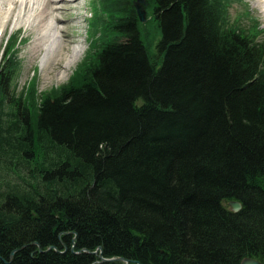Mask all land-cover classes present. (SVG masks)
<instances>
[{
	"label": "trees",
	"instance_id": "1",
	"mask_svg": "<svg viewBox=\"0 0 264 264\" xmlns=\"http://www.w3.org/2000/svg\"><path fill=\"white\" fill-rule=\"evenodd\" d=\"M147 1L152 56L132 0H103L109 39L32 111L5 55L0 264H264V30L235 0Z\"/></svg>",
	"mask_w": 264,
	"mask_h": 264
},
{
	"label": "rangeland",
	"instance_id": "2",
	"mask_svg": "<svg viewBox=\"0 0 264 264\" xmlns=\"http://www.w3.org/2000/svg\"><path fill=\"white\" fill-rule=\"evenodd\" d=\"M135 1L136 0H132V3ZM145 1V14L147 20L144 23L139 22V29L147 52L152 56L155 53V46L160 38V33L154 21L151 19V7L148 1ZM102 2L103 0H77L72 3L63 0L57 3V7H68L70 9L68 14L65 13L66 15L62 14L63 12L61 11L59 15L61 18L58 25L59 29L66 31L70 40L73 41L74 44H80L84 50L79 61L72 66V69L62 81H58L57 78L54 77H50L49 79L46 77V74L44 75V68L41 70V58L44 52L39 53L36 59L30 60L29 48L34 34L33 32H26L25 29L27 28L28 19H31V13L28 14L27 21H24L22 24L16 25L15 22H9L4 24L3 27L0 26V70L2 67L4 68L3 64L8 59L5 55L11 52L12 47L15 50L14 54L18 60V68L8 86L9 94L7 97H9L11 102L20 100L21 103L28 104L29 109L32 111L35 104H38L44 96L55 94L63 86L72 82L73 72L82 67L85 63L84 66L87 67V63L92 61L94 53L109 39V33L104 32L100 24L101 18L107 20L106 14H103L102 11ZM250 18L257 20L260 24V28L264 29V13L256 0L229 2L227 7V20L229 25L239 28L244 33H249V31H252L251 27L254 25V22L250 20ZM12 33H19L17 35L20 39H22V37L25 39L13 46L14 43L11 39L7 42ZM260 34L259 37L264 38V34ZM46 67L47 64L45 69ZM33 80L35 83L31 85V81ZM28 88L31 89L28 90ZM36 98L37 100H35ZM4 112H12L9 105H6ZM7 119L8 117L4 116L3 120ZM100 256L101 254L99 258Z\"/></svg>",
	"mask_w": 264,
	"mask_h": 264
},
{
	"label": "bare ground",
	"instance_id": "3",
	"mask_svg": "<svg viewBox=\"0 0 264 264\" xmlns=\"http://www.w3.org/2000/svg\"><path fill=\"white\" fill-rule=\"evenodd\" d=\"M61 1L63 0H0L1 27L9 22H15L16 25L22 24L27 21L28 14L31 13V19H28L25 29L26 32L34 34L29 48L30 60L36 59L39 53L44 52L41 58V70L44 68L43 72L47 78L54 77L58 81L66 78L67 73L84 52L80 44H74L67 32L58 27L61 11L62 14H68L70 11L68 7H57V3ZM66 1L73 3L77 0ZM256 1L264 13V0ZM250 20L254 22V25L258 24L259 29L264 30L260 28L257 20L252 18ZM17 34L19 33H12L10 39L12 42L19 41L20 43L25 38L20 39ZM32 82L35 83L34 80Z\"/></svg>",
	"mask_w": 264,
	"mask_h": 264
},
{
	"label": "water",
	"instance_id": "4",
	"mask_svg": "<svg viewBox=\"0 0 264 264\" xmlns=\"http://www.w3.org/2000/svg\"><path fill=\"white\" fill-rule=\"evenodd\" d=\"M134 8L136 10V13H137V16H138V19L141 21V22H145L146 21V14H145V0H136L134 2ZM228 206L230 208V210L234 213H237L241 210V204L236 202V201H231V202H228ZM49 249H52L51 247ZM99 250V249H98ZM84 252H87L86 250H84ZM101 258V261L103 262H108V261H124L122 258H111V259H104L100 256ZM240 264H262L254 259H251V258H243L240 262Z\"/></svg>",
	"mask_w": 264,
	"mask_h": 264
}]
</instances>
